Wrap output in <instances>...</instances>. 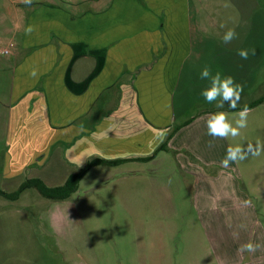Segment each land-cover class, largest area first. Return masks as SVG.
<instances>
[{
    "label": "crops",
    "instance_id": "obj_1",
    "mask_svg": "<svg viewBox=\"0 0 264 264\" xmlns=\"http://www.w3.org/2000/svg\"><path fill=\"white\" fill-rule=\"evenodd\" d=\"M255 1L243 0L241 6L256 40L246 60L238 55L241 31L223 45L222 23L166 17L160 0H112L108 9L81 16L54 5L33 9L23 33H13L14 42L0 51V190L11 194L25 181L39 179L35 172L60 148L59 162L66 168L120 160L97 167L125 166L126 201L142 188L141 197H158L171 221L152 244L158 264H208L213 258L220 264H255L257 236L246 227L241 161L224 168L229 140L207 135L206 127L208 113L240 110L212 109L201 96L207 81L199 76L210 65L242 84L241 96L253 87L264 68V14ZM106 104L109 113L103 111ZM196 110L201 111L191 115ZM177 127L168 151L140 160L152 157ZM70 139L78 141L70 145ZM0 198L10 203L1 208L4 214L12 210L27 218L14 209L21 197ZM190 205L193 214L177 247L178 260L166 235L175 238ZM258 231L264 248V228Z\"/></svg>",
    "mask_w": 264,
    "mask_h": 264
},
{
    "label": "rangeland",
    "instance_id": "obj_2",
    "mask_svg": "<svg viewBox=\"0 0 264 264\" xmlns=\"http://www.w3.org/2000/svg\"><path fill=\"white\" fill-rule=\"evenodd\" d=\"M256 1V10L261 8L264 14V0ZM111 2L112 0H32L29 5L23 0H0V51L11 41L14 42L13 33L16 34L19 30L23 33L29 13L39 5L58 6L81 16L97 9L106 10ZM160 2H164L166 6V17L192 16L198 23L219 22L225 26L224 33L229 28L241 31V48L250 50L256 46V40L248 33L251 26H247L249 19L245 7H241L243 0ZM2 58L0 55V59ZM257 77L253 87L241 96L238 104L241 108L264 96V68L258 72ZM125 96L130 97L131 94ZM212 109H216L215 106ZM103 111L109 113L108 104ZM200 111L196 110L191 115L197 116ZM227 113L229 120L234 123L238 118L237 112ZM227 140L233 147L251 145L252 151H256L257 146L260 148L259 155H252L250 152L247 159L241 161L239 173L241 191L247 198L246 227L253 228L254 237H258V230L264 228V104L250 109L247 127L240 130V135ZM77 141L78 139H70V145ZM223 147L224 144L221 143L219 148ZM59 154H62V148L57 149L53 159L43 169L35 172L37 178L50 188L65 185L70 175L79 174L84 169L74 166L66 168L59 162ZM143 169L148 171L147 168L140 167V170ZM126 171L129 169L125 166L118 167L117 170L92 168L79 182L77 191L64 202L56 203L43 198L36 189L28 190L14 204V209L27 214L26 219L13 216L10 213L12 210L4 214L1 208L10 203L0 198V264H158L154 259L158 251L152 244L156 243L158 231H164L171 221L160 210L158 197H141L142 188L139 189L138 185L134 188L135 191L139 189L134 193L136 197H132L131 203L126 201V180L122 179L126 176ZM232 174L239 179L237 173ZM190 212L193 214L191 205L188 214L184 215L185 220L179 221V229L172 241L171 236L166 235L167 243L172 245V252L178 256V260L182 251L179 252L177 247L187 228ZM257 237L254 243L256 250L258 249V259L254 258L253 261L255 264H264V248ZM208 261V264H220L216 258Z\"/></svg>",
    "mask_w": 264,
    "mask_h": 264
},
{
    "label": "clouds",
    "instance_id": "obj_3",
    "mask_svg": "<svg viewBox=\"0 0 264 264\" xmlns=\"http://www.w3.org/2000/svg\"><path fill=\"white\" fill-rule=\"evenodd\" d=\"M26 4H31L32 0H23ZM221 27H225L221 25ZM238 38V33L234 28H229L221 37V43L223 45L230 44L233 40ZM252 54H255L253 50ZM238 55L242 59L248 58V51L241 49L238 51ZM200 79L207 81V85L201 89V96L206 103L214 105L217 109H223L225 105L229 108L236 109L243 92V85L235 81V78L231 75H225L220 70H213L212 66L205 65L200 71ZM250 109L245 105L236 115L234 123L229 120L228 113L225 111L210 112L207 115L206 127L207 135L213 138L227 139L229 137H236L240 135V130L247 127L248 116ZM209 143V147H211ZM252 155H259L260 148L257 146L256 151H252V146H229L225 158L221 161V165L224 168L229 167L232 162H239L247 159L249 153ZM249 250H252V245L247 246Z\"/></svg>",
    "mask_w": 264,
    "mask_h": 264
},
{
    "label": "trees",
    "instance_id": "obj_4",
    "mask_svg": "<svg viewBox=\"0 0 264 264\" xmlns=\"http://www.w3.org/2000/svg\"><path fill=\"white\" fill-rule=\"evenodd\" d=\"M262 104H264V96L247 106L249 107V109H254ZM241 109L242 108L234 110L239 111ZM188 123L189 122H187L185 125H187ZM179 130L180 127L175 128L173 132L168 136L167 140L158 148L157 152L152 157L140 160L150 161L153 160L159 152L168 151V144L170 140ZM122 162L123 161L120 160L106 161L102 159H96L91 162H88L81 173L70 176L65 185L61 187L50 188L42 180L32 179L25 181L16 192L9 194L7 192L0 191V195L6 198L7 200L17 201L26 190L34 188L46 199L55 202L65 201L71 198L70 196L77 191L79 182L85 177L89 170L97 166H116L121 164Z\"/></svg>",
    "mask_w": 264,
    "mask_h": 264
},
{
    "label": "built area",
    "instance_id": "obj_5",
    "mask_svg": "<svg viewBox=\"0 0 264 264\" xmlns=\"http://www.w3.org/2000/svg\"><path fill=\"white\" fill-rule=\"evenodd\" d=\"M13 48V46H11V48H9V49H5V50H3V54L4 55H9L10 54V52H11V49Z\"/></svg>",
    "mask_w": 264,
    "mask_h": 264
}]
</instances>
